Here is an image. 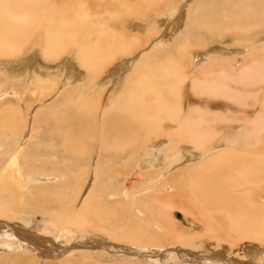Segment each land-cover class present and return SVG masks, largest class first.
Segmentation results:
<instances>
[{"label": "bare ground", "instance_id": "1", "mask_svg": "<svg viewBox=\"0 0 264 264\" xmlns=\"http://www.w3.org/2000/svg\"><path fill=\"white\" fill-rule=\"evenodd\" d=\"M42 1H44V0H0V55L1 56H7L8 54H11V53L13 54L14 52L15 53L20 52L19 49L22 46L26 45L25 43L30 42L29 37H31V34H30L31 30L33 33L35 32L34 30H36L35 36L37 33H38L37 34V36H38L40 32H43L42 35H44L43 38L45 41V42H43V44L44 43L45 44L43 46H41L40 54L42 56L46 57L45 58L46 60H49L52 58H57L59 61H61V60L63 61V56H64L65 52L69 51V55H71V56H68L67 58H65V60H66L65 63L60 65L56 72L44 70L43 68L38 66L39 62L35 58L30 57L27 60V62L24 63L23 71L21 73H23L25 76H27L28 83H31V82H29V80L31 79V77L35 76L33 73L37 74L38 76H35V77L38 78L37 79L38 81L35 82V85H37V89L41 93H44L45 95L48 94V92H49L48 90H50V84L53 81H56V80L59 81L58 78H62L63 80L66 78L65 82L68 81L67 83H70V82L75 83V86H77V84H79L80 86L77 87V90L75 91V93L73 95V96H76V98L79 97L76 101L77 104H75L74 102L71 103L75 109H78L77 108L78 106H80L81 108L84 107V105H83L84 100L83 101L80 100V96H82V94H80V93H82V92H80L81 89L85 88V90L88 91V90L97 88V89H102L101 92H103V93H107V94L109 93L108 95H110L111 98L109 101V107L106 109L109 111L105 110V112L102 113L101 110H99L102 114L99 115L98 119L96 120V123H94V122H93V124L91 123L92 126L94 124L98 125V123L101 126V132L98 133L99 134L98 140L99 139L100 140H99V142H97L98 146L100 145L98 151L101 154V156H99V157H101V159L104 158L103 155L107 156L109 161H111L112 159H115V157H118V155H117L118 153H116V152H119L120 150H122L124 152L125 151L124 148L126 147V145L127 144L129 145V142H133L135 140H136L137 146L133 150H137L139 152H142L141 150L143 148H146L147 146L152 145V142L154 140H157V139H159L161 141H163V140L168 141V143L170 145H172L170 147V149L174 152V154L168 156L162 150H160L161 148L156 149L155 151L150 153L149 158H148L149 160H147V161L143 160V163H141V164L137 163V165L135 167H133L134 169L132 172H140V170H142L144 168L145 170H147L152 175V177H156V178H159L160 180H162L161 185L164 186L163 188L169 190V187H170V190H171L170 196L173 199H170L169 203L162 200L161 197L165 193V192H162L163 191L162 189H160L159 190L160 192L157 194L154 192H153V194H151V192L153 191L152 187L155 185L156 182L153 183L154 185L152 187H150V189L152 190L150 192V194L152 195V198H149L151 195L147 194V193L142 194L141 196L139 195V197L136 198L137 199L136 201H138L141 206L140 205L136 206V202H134V199L136 196L135 197L132 196V198H130V199L128 198L129 200H128L127 208L130 209L131 211L133 209L136 212V214L133 215V213H134L133 212L132 218H130V220L127 218V220L130 221L127 224V231L124 234H120L118 236L122 237V239L124 238V239L128 240L130 243H134L133 246L135 248H137L138 250H140L141 252L143 251V254L146 257V261L151 259L149 262H151L152 264L153 263L170 264V263H168L169 262L168 260L170 258H172L174 261L172 264H230L228 262L229 256L226 257L227 255H229V253L227 254V252L226 253L223 252L225 254L224 255L223 253H219V251H217L218 253H214V256H210L211 255L210 253L213 252L211 250L212 252L205 251L204 253H206V254H204V255H197L196 251H201L203 248L205 250L206 241L209 239L211 242H212V240L216 241V243L219 246L223 245L225 242L229 243L228 246H230V248L233 247L232 245H234V242H241V241H245V240H248V242H257V243L264 244V193L258 194V191H257V190H260L258 188L262 187L261 184L264 183V150H263L264 147L261 148V146H264V140H263V143H261V140H260L261 134L264 131V129L262 130V122H263L262 120H264V117H262V115H264V105L261 108L262 110L253 109L254 113L251 111L253 113V115H248L249 111L246 112V110H245L246 107L248 106V105H246L247 102L244 103L238 99V96L240 95L239 90H241V89L243 90V87L245 89V88H248V86L249 87L251 86L250 85L251 83L249 82V79L247 77L249 72L248 73H246V72L251 70L254 61L252 60V62L249 64L248 63L247 64H241L239 67L241 69V71H239V72H241V74H239V75H237L236 73L232 74L229 72H225V71H228V69H225V71L223 69H221V73H222L221 81H222V83L220 81L219 82L222 84V86L226 90H231V89H233L232 87H234L236 90V91L233 90L235 92H228L230 95L227 98H225L226 101L228 102L227 105L229 106V108H233L234 110H236L235 114H236L237 118L233 115L234 112L231 116H229V114H227V116L230 117L231 125L236 124L235 123L236 121L239 122L240 125L244 124V122H246L244 129L241 128L242 129L241 130L240 128L237 127L238 129L236 130V129L232 128L228 131V134L225 135V134L221 133L223 131L218 130V128L211 129L210 128L211 126L209 127V124H208L211 121L204 118L205 116H203V115L198 116L197 119H195V118L192 119L191 116H193V114L191 115L190 113H192V112H190V110H189V109H191V106H189V109L187 110V112L184 111L185 113H183V110H182L183 108H181V104L184 101L183 99H182L181 103H180V101L178 104L174 103L175 95L177 94L180 87L182 86V83L184 82L183 80L185 78L184 74L182 73V68L180 66V64L183 65L184 63H182L181 61H178V63L174 67L169 66V68H171L170 70L168 68H166L168 66H162L161 64H159V67H160L159 69L157 68L153 72L146 70L144 72V74L139 76V71L137 69H134L133 66L132 67L130 66L131 60L127 59V58H122V59H120L121 61L119 60L120 61L119 65L118 66L114 65L115 68H113L112 71H109L108 75L106 74V76L109 78V80H103L104 82H102V84H100V86L95 87L94 86L95 81L101 77V76H99V73L98 74L96 73V71H99V72L102 71L97 66L98 65V59H100L105 54L104 53L105 50L109 47L105 46L106 48H105V50H103V52H101L102 49L99 50V48L98 49L95 48L94 50H89V47L85 46L86 44L84 43L83 36L81 35L80 32H82L83 30H86V29L90 30L89 32H91V30L100 31L99 29H97V26L101 25V23L100 22H97V23L93 22L92 20H94V19L88 20L86 18H83L82 20H80L78 18V17H86L87 14H91V12H92V11H90L91 8L88 10L84 9L82 12L81 10H78V9L76 10L75 6H73V5H69V6L63 5L62 8L59 9L60 11H56V10H53L54 8L52 9L50 7V4L46 5ZM118 1H120V0H118ZM112 2H115V1L112 0ZM125 2L127 3V1H125ZM119 3H121V2H119ZM214 4H215V2H214ZM51 5L53 6V4H51ZM122 5H123V3H122ZM205 5H207V4H205ZM182 6L184 8V5H182ZM182 6L178 7L180 12L182 10ZM130 8H131L130 10L132 11L133 10L132 7H130ZM197 12H199V11H197ZM197 12L195 11V14H194L196 17V20L190 21V23H193V25H191L190 28H192L195 24H197V26L201 24L202 21L199 22L200 19L197 17H202V18L203 17H210V19L207 20V23L205 22L204 26H203L206 30L209 31V33H210V31H212V32L220 31L221 28L223 27L222 21L228 22L232 27H234L235 29L240 30L246 34L250 30H253V29L259 30V29L264 28V0H230V1L229 0H223L214 6V8L211 10L210 14L209 13L206 15L203 14L204 15L203 16L201 14H196ZM56 13H58V14H56ZM159 13H160V10H159ZM133 15H131V17ZM160 15H161V13H160ZM194 15H193V17H194ZM213 18H214V20L212 21ZM120 22H122V21H120ZM109 25H111V24H109ZM133 25H135V24H133ZM173 28H175V27H173ZM232 30L233 29H231V31ZM136 31L143 32V28L141 27L140 29H138ZM164 31L166 33H163V35L161 36L162 40H164V39L166 40V38L170 37L167 35V34H169L168 30H164ZM89 32H87V34H86L87 37L92 35ZM263 32H264V30H263ZM102 34H104V33H102ZM37 36H36V38L34 37L35 41L37 39H39V38H37ZM40 36H41V34H40ZM158 36H157V38L159 39ZM237 36H239V35H237ZM255 36L256 37L254 38L255 39L254 40V47H256L258 44V46L262 45V47L264 49V44L261 43L259 40V37L263 39L264 35L259 36V37L257 35H255ZM109 37H111V35ZM135 38H137V37H135ZM41 39H42V37H41ZM100 39H101V37H100ZM113 39H114V45H115L116 40H118L119 38L115 37ZM120 39H121V37H120ZM155 39L151 40V42L149 44H145L143 47L141 46L138 48L139 50H138L137 55L134 58L131 57L133 62L137 61V59L139 60V58L142 55H145L146 51L149 50V51L153 52V50H154L153 48H155L158 44H160L162 42L161 39L160 40H155ZM85 40H87V39H85ZM131 40L132 39L130 36L127 40H125V39L120 40V42L117 43V45L120 47V44L123 41V45L121 44V46H124V47H126L127 45L130 46L129 43L131 42ZM138 41H136V42L138 43ZM53 42L57 43V46H54L52 44ZM255 42H257V44ZM137 43H135V44L137 45ZM151 43H156V46L152 47ZM242 43H244V41H242ZM248 44H249V42H248ZM111 45H113V44H111ZM115 46H114V50H111L112 52L113 51L117 52ZM15 47H16V51L14 50ZM72 49H76L75 52L77 53V56H79V58L81 60L79 62L82 64L83 67L85 65V67L87 69L86 75H88L87 77H89V80L88 81L86 80V83L87 84H88V82L92 83V85L91 84L88 85V88L86 85H85V87H83L84 86L83 83L85 84L84 80L86 79L83 76L84 74H79V75L74 74L73 66L71 64V58H72L73 53H75V52L72 53ZM109 49L106 51L109 52ZM117 50L124 52V51H122L123 49L119 50V48H118ZM135 50H137V49H135ZM111 51H110V54H112L111 58H115L113 56L114 52L111 53ZM121 52H117V53H121ZM108 54H105V56H108ZM17 55H19V54H17ZM116 55L117 54H115V56ZM77 56H75V57H77ZM107 58H110V57L108 56ZM196 59L197 58L194 57L189 62V65H191L190 68H191L192 74L190 75L189 73L188 74L186 73L187 77H188V75L192 76L191 77L192 78V81H191L192 86L190 85V87L195 92L194 96H196L197 94H200L202 92L208 91V90L210 91V89H208V88H207V90L205 89L206 85L208 83L210 84V86H213V87L220 85L219 82L216 83L215 81L207 79V77H208L207 75L210 74L209 69H211V65H212V64L210 65L208 61H207V63L209 65H207V63H205V64L202 63L204 65V67L201 66V68H203L201 70L203 77L207 76L206 78L204 77V79H203V80L207 81V84L201 83L203 81H202V79H199V77L201 78V74L198 71V68L200 66L197 67L194 64V61ZM198 60L199 59H197V62H198ZM201 61H202V59H201ZM203 61H204V59H203ZM260 61L262 63H260V67L258 68V71L257 70H252V71L255 73H259L260 79H262V81H263L264 80V62L262 60H260ZM103 62L108 63V61H106V60H102V63ZM211 62L214 63V60ZM216 63H217V61H216ZM141 64H143V62ZM219 64H221V63L219 62ZM234 65L236 66L237 64L235 63ZM184 66L186 68L185 64H184ZM230 67H229V69L231 70ZM137 76H139V77H137ZM123 77H124V79H123ZM238 79H240L241 81H243V79H244V82L240 83L238 81ZM117 80H119V81L124 80V81H121V82L118 81L117 82ZM206 81H204V82H206ZM109 83H110V85H107ZM104 84L107 86H104ZM119 84L121 85V87ZM64 85H67V84L64 83ZM118 85H119V87H118ZM61 86H62V84H61ZM79 87H81V88H79ZM163 87H165L166 89L163 90ZM89 88H91V89H89ZM110 89H112V90L110 91ZM255 89L252 90V92L255 91ZM211 90L213 92V89H211ZM46 91H48V92L46 93ZM250 91L251 90H249L248 92H250ZM234 94L237 97L236 100L230 97ZM189 95H190V93H189ZM61 96L64 99L63 95H61ZM162 96H166V101L164 100V98ZM252 97L255 98L253 100L255 101V104L257 105V101H259V99L256 97V95H254ZM178 98L179 97H177L176 99H178ZM63 99L62 100L60 99L61 103H58V105L56 103L57 106L55 108H58L61 105H63V103L65 101ZM95 101H97V100H95ZM67 102H65V104ZM259 103H258V105H260L262 102L260 104ZM67 104H69V103H67ZM100 104L101 103H99V104L97 103V106ZM192 104H194V103L192 102ZM262 104H264V103H262ZM195 105H197V104H195ZM250 105L252 106L254 104H250ZM184 106H185V104H184ZM186 107H185V109H186ZM248 107H250V106H248ZM254 107H256V106H254ZM241 108H242V111H241ZM198 109H200V108H198ZM207 110H209V109H207ZM244 110H245V112H244ZM46 111H48V109ZM54 111L57 112V109H55ZM54 111H51V112L53 113ZM68 111L69 112H67V113L65 112V114H63L61 117L54 119V125L53 126H56V127L53 128L52 130L49 129L48 135L51 138H54V137H57V134H58L60 144H62L61 146L62 147L64 146V147L68 148L69 150H73V148H76L73 146H76V145L72 146L70 144L71 142L78 141L79 143H81L82 141L80 142L79 140L81 138L83 139V136H86V138H87V136H89V137L92 136V133H94V130H91V128H93V127H91V125L89 127L88 118H87L88 124H85L84 122H82L86 125V128L81 129L80 128V126L82 125V124H80L81 123V117L83 118L85 115L81 116V114L75 110H68ZM102 111H103V108H102ZM238 111L243 112V113L237 115ZM209 113H212V112L209 111ZM58 114H57V116H58ZM227 116L224 118L219 117V120H225L227 118ZM39 117H38V119H39ZM92 119H91V121H92ZM217 119H218V115H217ZM242 119L244 120V122H242ZM168 121L170 122L169 124L166 123ZM218 121H217V123H218ZM165 123L167 125H165ZM7 124H9L8 120H7ZM222 124L227 125L226 122H223ZM85 125H84V127H85ZM214 126L216 127V124ZM217 126H218V124H217ZM12 127H15V126L12 125ZM239 127H241V126H239ZM87 129H89V130H87ZM166 129H168V131L165 134ZM44 137H45V133H44ZM23 138H24V136H23ZM41 139H39V140H41ZM240 139L242 141H244L247 149H252L253 152H255V153H253L251 150V152H252L251 153L247 149H245L247 152H245L244 154H245V156L247 154V160L245 159V156H244L245 160L242 159L241 155L243 156V154H241L240 149H239L240 151L235 150L239 146V144L237 142ZM26 140L28 141V138H26ZM46 140H49V139H46ZM208 140L212 141V144H211L212 148H208L209 151L202 152L201 155L203 156V158H201V159L200 158H194L193 157V155H195V154H193L194 153V147H197V148H200V147L205 148V146L208 147V145H207ZM138 141H140V143ZM79 143L76 142V144H78V145H79ZM36 144L34 145L33 150L31 148V150L34 151V153L39 152V154L35 153V155L37 154L36 156H43V155L51 156L52 155L50 150H49V152H46L47 151L46 150L47 148H46L45 149L46 151L44 150L45 152H43L44 147L42 149H40L39 148L40 146L38 147V146H36ZM48 144H50V143H48ZM82 145H81V148H82ZM184 145H188V146H184ZM17 148H18L17 150L20 149L19 145H17ZM37 148L39 150H37ZM49 148H52V146ZM78 148H79V146H78ZM84 148H83V150H84ZM165 149H167V148H165ZM258 149H259V151H258ZM28 150H30V149H28ZM81 150H79V151H81ZM167 150H165V151H167ZM201 150L202 149H200V151ZM98 151L96 152L97 154L95 153L97 156H98ZM106 151H108V152H106ZM143 151H144V149H143ZM256 151H258V152L256 153ZM72 152L73 151H71L70 153H72ZM109 152H111V154L113 156L112 155L110 156L109 154H107ZM137 153L138 152H135L134 154L137 155ZM31 154L33 155V153H31ZM64 154H67V153L65 152ZM85 154H86V152H85ZM141 154L140 155L138 154V155L142 156ZM143 154H145V152ZM13 155H15V154H13ZM69 155L70 154L68 153V156ZM135 155H132V157L139 159V160L142 159V157H137ZM78 156H79V154H78ZM109 156H110V158H109ZM16 158H17V156L15 157V159ZM47 158H49V157H47ZM15 159L10 160L8 166L6 167L8 169L7 170L4 169V171H3L4 173L10 172L11 177L13 179H15V177L17 178V165H14V164H16ZM85 160H87V159H85ZM105 161H106V158H105ZM82 162H84V160ZM111 162L113 163V161H111ZM114 162H115V160H114ZM139 162H141V161H139ZM222 163H223V165H221ZM61 166H60V168H61ZM66 167L68 168L67 165H66ZM85 167L83 169H85ZM79 168H81V166ZM86 170H84V171H86ZM95 172L97 175L98 171L96 170V168H95ZM4 173H1V175H0V197H2L1 193H4L8 190L6 188V186L4 185L5 183L3 184V180L6 179V177H4L5 175H3ZM37 173H40V172H37ZM42 173L43 172H41L39 174V176H35V174L33 176H28L27 179H28V181L30 180V181H34V182L44 181L45 179H50L52 181V177H49L51 174L47 173V171H45L44 175ZM62 173H63V171H62ZM141 173L145 174L144 172H141ZM57 174L58 173H56L55 175H57ZM61 175H59V176H61ZM76 177H78V176L76 175ZM156 178H155V180H156ZM131 179L132 178H128V180H126L124 183L123 190L125 192L129 191V188L127 187V185L128 184L130 185V183H132ZM16 180H17V184H19L20 180H18V179H16ZM9 181H11V180H9ZM55 181H56L55 179L52 182H50V181L45 182L44 181V182H41V183H43L42 185L41 184L39 185L40 191L41 190L42 191L47 190V191H49L48 193L51 194V198L49 199V202H55L57 205L60 206L59 209L57 208V209H53V210H47L45 212L48 215V217H46V218H48L47 220H49L52 223L51 225H56L59 227V229L65 227L71 233L73 231L71 229L72 226L80 229L84 226L92 225V220L94 218L91 220L90 214L89 215H87V214L91 211L90 208L92 207V206H90V203L93 202V201H91V197L94 196V199H96V195L95 194L93 195V193L90 192L89 197L87 199L83 200L80 204L79 208H81V214H77L76 212H73L70 209L76 203L77 197H79L78 196L79 192L77 194H74L75 196H73V194L70 196L67 195L66 190L68 188V185H67L68 182H66L67 181L66 177H63V179L61 178V182L60 181L55 182ZM144 182L145 181H143V183ZM7 183H11V182H7ZM158 183H159V180H158ZM183 183H187V189L189 190V192H187L188 190L185 191V193L183 192L185 190L184 187L182 186V185H184ZM18 187H19V185H18ZM104 187L106 188V186H104ZM160 187H162V186H160ZM262 188H264V187H262ZM262 191H263V189H262ZM166 192H169V191H166ZM127 195L125 197H127ZM100 200H102L103 202H100ZM72 202H74V204ZM130 204H131V206H130ZM52 205H54V204H52ZM118 205H119V203H118ZM45 207H46V205H45ZM115 207L110 206L106 202V200H104L103 197H100V196H98L97 200L94 202V208L96 210H98L97 212H98L99 217H101V215L106 210L109 213V218H111L113 221L117 222V221H120L119 218L112 213V212H115V213L117 212L116 209H113ZM67 209H69V210H67ZM185 209L188 210L187 212L192 213L193 218L190 219V221H191L190 223H192L193 220H198V221H202V222L204 221L203 227L205 229L198 230V228H197L196 232L192 233L190 231L188 232L186 229L181 227L179 225V221H177L175 219V217L173 216V212H175L177 210L185 211ZM20 210H22V209L20 208ZM41 210H43V209H41ZM189 216H191V215H189ZM102 217H104V216L102 215ZM188 217H186V218H188ZM177 218L181 219V214ZM100 219L102 220V218H100ZM222 219L224 221H222ZM5 223L7 224V225L6 224L5 225H6V227H8V229L6 230V232L4 231L5 228L3 229L2 232L4 233L5 237L3 235L0 238V244L3 242V245H5L6 247H10V245L8 244L7 241L11 240L12 243L14 244V246L21 244V245H25L27 249H29L31 246H34V249L36 248L34 241L28 239L27 236L24 237V234L21 235L19 232L13 233L11 231V229H13V226L11 227L10 226L11 224H9L6 221H5ZM120 223H122V222H117L118 225ZM5 225H3V227ZM65 225H67V226H65ZM9 226L11 229H9ZM173 229L175 231H173ZM11 232L13 233L14 237H13ZM29 232H31V231H29ZM114 234H113V238L115 237ZM22 236H23V238H22ZM57 236H55V237H57ZM40 238H42V237H40ZM44 238H42V239H44ZM25 239H26V241H24ZM61 239H63V238H61ZM58 240H60V239H58ZM54 241H56V240H54ZM201 243H202L201 247H199V248H198V246L196 247V245H200ZM169 244H175V245L179 244L180 246H177V245L176 246L175 245L174 246H168ZM39 245L41 246L40 243H39ZM25 246H24V248H25ZM189 246H191L192 248H189ZM206 246H207V248L209 247V245H206ZM84 247H87V246H83L82 248H84ZM102 247L104 248V250H107V248L105 247V244L102 245ZM186 247H188V248H186ZM68 248H66V249H68ZM127 248L129 249V247H127ZM55 249H58L60 251H64V250H61L62 247H59L57 245L55 246ZM84 249H86V248H84ZM149 249L151 250V251H149L151 255L144 253L145 251H147ZM165 249L168 250L167 253H165V252L164 253H160V252L155 253L156 251H162L163 252ZM232 249L233 248H231L230 250H232ZM260 249H262V248H260ZM38 250H40L41 253H46V252L48 253L49 252V251H44V249H41V247ZM138 250H136V251H138ZM204 250H202V251H204ZM85 251H87V250H85ZM130 251H128V252H130ZM13 252H12V254H13ZM132 252H133V250H132ZM141 252H137V253L141 254ZM26 253L30 254L28 252H26ZM249 263L253 264V262H251V261H249ZM76 264H78V263H76Z\"/></svg>", "mask_w": 264, "mask_h": 264}, {"label": "rangeland", "instance_id": "2", "mask_svg": "<svg viewBox=\"0 0 264 264\" xmlns=\"http://www.w3.org/2000/svg\"><path fill=\"white\" fill-rule=\"evenodd\" d=\"M113 1H115V2H112V0H44V1H42L46 5L50 4V7L52 9L54 8L53 10H56V11H60L59 9L62 8L63 5L64 6L73 5V6H75L76 10L78 9V10H81L82 12L84 9L88 10L91 8L90 9V11H92L91 14H87L86 17H78V18L80 20H82L83 18H86L88 20L94 19V20H92L93 22H95V23L100 22L101 23V25L97 26V29H99L100 31L91 30V32H89L90 30L86 29V30H83L82 32H80L81 35L83 36L84 43L86 44V45L85 44L84 45L86 47H89V50H94L95 48L96 49L99 48V50L102 49L101 52H103V50H105V48L107 46L109 48L110 47L112 48V49L107 48L106 50L109 49V52L106 50L104 52L105 54L109 53L108 56L110 58H107L108 56H105V54H104L100 59H98V65L97 66L102 71H100V72L96 71V73L97 74L99 73V76H101V77L95 81V83H94L95 87L100 86V84H102V82H104L103 80H109V78L106 76V74L108 75L109 71H112V69L115 68V66H118L120 61H121L120 59H122V58H127V59L131 60L130 66L131 67L133 66L134 69H137L139 71V76L144 74V72L146 70L153 72L157 68L159 69L160 68L159 64H161L162 66H168L166 68H168L170 70L171 68H169V66L174 67L178 63V61H181L182 63H184L186 65V68H185L184 64L181 65L179 63L181 68H182V73L184 74V77H185L183 80L185 83L184 82L182 83V86L180 87L179 91L175 95L174 103L178 104L179 101L181 103L182 99H183L184 101L181 104V108H183L182 109L183 113L187 112V110L189 109V106H191V109H189V110H190V112H192L190 114L191 115L193 114V116H194L193 117L190 115L192 117V119L193 118L197 119L198 116L203 115V116H205L204 118H206L212 122V123L211 122L208 123L209 127L211 126L210 127L211 129L218 128V130L223 131L221 133L227 135L228 131L232 128L236 129V130L238 128L244 129L246 122H244V120L242 119V122H244V124L240 125V123L236 121L235 122L236 124L231 125L229 116H231L234 112L233 115L237 118V116L235 114L236 110H234L233 108H229V106L227 105L228 102L226 101L225 98H227L230 95L228 92H235L236 90L234 87H232L233 89H231V90H226L222 86V84H221L222 83V81H221V79H222L221 69H223L224 71H225V69H228V71H225V72H229L232 74L236 73L237 75H239V74H241V72H239V71H241V69L239 68L240 65L241 64H247V63L249 64L253 60L254 63H253L251 70L246 72V73L249 72L247 77L249 79V82L251 83L250 84L251 86L250 87L248 86V88H245V89L243 87L244 91L242 89H241L242 91L239 90L240 95L238 96V99L244 103L247 102L246 105L250 106V107L247 106L245 109L246 112L249 111L248 115H253V113H254L253 109L262 110L261 108L264 105V104H262V103H264V101H263L264 100V98H263L264 97V80L262 81V79H260L259 73H255L252 70L258 71V68L260 67V63H262L260 60H262L264 62V49H263L262 45L258 46L257 42H255L257 44V46L254 47V40H255L254 38L256 37L255 35H257L258 37L263 36L264 35L263 34L264 28L259 29V30L253 29V30H250L249 32H247V34H246L240 30L235 29L228 22L222 21L223 27L221 28L220 31H218V32L210 31V33H209V31L206 30L203 26H204L205 22L207 23V20H209L210 17H203V18L197 17L200 19L199 22L202 21L201 24L198 26H197V24H195L192 28H190L191 25H193V23H190V21L196 20V17L194 15L195 11L196 12L199 11L196 14H201V15H203V14L206 15L208 13L210 14L211 10L214 8V6L223 0H219V1L218 0H215V1L214 0H187V1L186 0H183V1L182 0H155V1L154 0H146V1L145 0H120V1L113 0ZM125 1H127V3ZM119 2H121V3H119ZM214 2H215V4H214ZM122 3H123V5H122ZM51 4H53L54 7ZM205 4H207V5H205ZM182 5H184V8ZM129 6L132 7V9H133L132 11L130 10L131 8ZM179 6L180 7L182 6L181 12L178 8ZM159 10H160L161 15L159 13ZM56 14H58V13H56ZM130 14L131 15L134 14V15L131 17ZM193 15H194V17H193ZM118 19L122 22H120ZM213 20H214V18L212 19V21ZM109 24H111L112 26ZM133 24H135V25H133ZM141 27L143 28V32L136 31V30L140 29ZM173 27H175V28H173ZM163 29L168 30L169 34H167V35L170 36V37H168L169 39L168 38H166V40L161 39V36L163 35V33H166ZM231 29H233L234 31L233 30L231 31ZM34 31H35L34 33L32 32V30L30 32L31 37H29V40L31 43L30 42L25 43L26 45L22 46L19 49L20 52H17V53L14 52L13 54L11 53L12 55L8 54L7 56H1L0 55V126H1L0 127V175H1V173H4L3 172L4 169H6V170L8 169L6 167L8 166L10 160L15 159V157L17 156V158L15 159L16 164H14V165H17V178L15 177V179H13L11 177L10 172H8V173L6 172L3 174V175H5L4 177H6V179L3 180V184L5 183L4 185L6 186V188L8 190L4 193H1L2 197H0V238L4 235V233L2 232L3 229L5 228L4 229L5 232L8 229V227H6V225H7L5 223V221H6L9 224H11L10 225L11 227L13 226V229H11L9 226V229H11V231L13 233L19 232L21 235L24 234V237L27 236L28 239L34 241L36 248L34 249V246H31L29 249H27L25 245H21V244L14 246V244L12 243L11 240L7 241L8 244L10 245V247H6L5 245H3V242H2L0 244V246H1L0 247V264H76V263H78V264H152L151 262H149L151 259L146 261V257L144 256L143 251L141 252L140 250H138L137 248H135L133 246L134 243H130L128 240H126L124 238L122 239V237H119L118 235L124 234L127 231V224L130 222L127 220V218L130 220V218H132V213L134 212L133 215L136 214V212L133 209L131 211L130 209L127 208L128 200L130 198H132V196L133 197L136 196L134 199V202H136V206L140 205L139 202L136 201L137 200L136 198L139 197V195L141 196L142 194H146V193L150 194V192L152 191L150 189V187H152L154 185L153 183L156 182L155 185L152 187L153 191L151 192V194H153V192L157 194L160 192L159 190L162 189L163 190L162 192H165L161 197L162 200L169 203L170 199H173L170 196V192H171L170 187H169V190L163 188L164 186L161 185L162 180H160L159 178H156V177H152V175L147 170H145L144 168L142 170H140V172H132L134 169L133 167H135L137 165V163L141 164V163H143V160H146V161L149 160L148 158H149L150 153H152L156 149L161 148L160 150H162L168 156L174 154V152L170 149V147L172 145H170L168 143V141H165V140L161 141V140L157 139V140H154L152 142V145H149L146 148H143L144 151H143V149L142 150L140 149L142 152H139L137 150H133L137 146L136 140H135L133 142H129V145L127 144L126 147L124 148V150L126 152L128 151L127 153L125 151H124L125 152L124 153L122 150H120V151L118 150L119 152H116V153H118L117 154L118 157H115V159L111 160V161H113V163L111 161H109L108 157L105 155H103L104 158L101 159V157H99V156H101V154L98 151L100 145L98 146V143H97L100 140V139L98 140V138H99L98 133L101 132V126L99 123H98V125L94 124L95 126L94 125L92 126V124H93V122L96 123V120L98 119L99 115L104 113L105 110L109 107V101L111 98L110 95H108L109 93L108 94L103 93V92H101L102 89H97V88L96 89L89 88L91 90H88V91H86L85 88L81 89L80 92H82V93H80V94H82V96H80V100H82V101L84 100V102H83L84 107L81 108L80 106H78L77 107L78 109H75L71 103L74 102L75 104H77L76 101L79 97L76 98V96H73V95H74L75 91L77 90V87L80 86L79 84H77V86H75V83H71V82L67 83L68 81L65 82V80H66L65 77H64L65 78L64 80L62 78H58L59 81L56 80L50 84V90H48L49 92L46 91V93L48 92V94L45 95L44 93H41L37 89V85H35V82L38 81L37 80L38 78L35 77V76H38L37 74L33 73L35 76L31 77V79L29 80V82H31V83H28L27 76H25L21 72L23 71L24 63L27 62V60L30 57L35 58L39 62L38 66H40L44 70L56 72L58 70L59 66L62 65L63 63H65V61H66L65 58H67L68 56H71V55H69V51H67V52H65V54L63 56V61L62 60L59 61L57 58H52V59L46 60L45 59L46 57H44L40 54L41 46H43L45 44V43L43 44V42H45L44 38H43L44 35H42L43 32H40L38 36H37L38 33L36 34L37 38H39V39H37L35 41L36 30H34ZM87 32H89L92 35L87 37L86 36ZM102 33H104V34H102ZM40 34H41V36H40ZM110 35H111V37H109ZM133 35L137 38H135ZM237 35H239V36H237ZM130 36L132 39L131 42L129 43L130 46H128V45L126 47L121 46V44L123 45V41L120 44V47L117 45V43H119L120 40H123V39L127 40ZM157 36L159 37V39L157 38ZM41 37H42V39H41ZM100 37H101V39H100ZM115 37H118L119 39L121 37L120 40L119 39L116 40V43H115L116 46L114 45V39H113ZM152 38L153 39L156 38L155 40L161 39L162 42L160 44H158L157 46H156V43H151L152 47L156 46L155 48H153L154 49L153 52L148 50L145 52V55H142L139 58V60L137 59V61L133 62L131 57L134 58L137 55L138 50H139L138 48L141 46L143 47L145 44H149L151 42V40H153ZM85 39H87V40H85ZM259 40L261 43L264 44V38L262 39L259 37ZM136 41H138V43ZM242 41H244V43H242ZM248 42H249V44H248ZM135 43H137V45ZM52 44L54 46H57V43L53 42ZM111 44H113L115 46L117 52H121V51L117 50L118 48H119V50L123 49L122 51H124V52L117 53V52L113 51L114 52L113 56L115 58H111L112 54H110V51L114 50V46ZM134 48L137 50H135ZM14 50L16 51V47ZM75 51H76V49H72V53ZM113 52L111 51V53H113ZM17 54H19V55H17ZM115 54H117L116 55L117 57L115 56ZM75 56H77L76 52L73 53L72 58H71V64L73 66L74 74H77V75L84 74L83 76L86 79L84 78L85 84L83 83V85H84L83 87H85V85H86L88 88V85L89 84L92 85V83H89V82H88V84L86 83V80L87 81L89 80V77H87L88 75H86L87 69H86L85 65L83 67L82 64L79 62V61H81L79 56H77V57H75ZM194 57L199 59L198 62L196 59L194 61V64L197 67L200 66L198 68V71L201 74V78L199 77V79H202V81H203L201 83L207 84V81L203 80L204 77L206 78L207 76H208L207 79L215 81L216 83H218L219 81L221 82V83L219 82L220 85L214 86L215 88L213 86H210V84L208 83L206 85L205 89L207 90V88H208V89H210V91L208 90L209 92L208 91L202 92L200 94H197L196 96H194L195 92L190 87V85L192 83L191 82L192 76H190V75L192 74V72H191V68H190L191 65H189V62ZM201 59H202V61H201ZM203 59H204V61H203ZM102 60H106V61H108V63L107 62L102 63ZM213 60H214V63L211 62ZM207 61L209 62L210 65L212 64L211 69H209L210 74L203 77V75L201 73V70L203 68H201V66L204 67L203 64L207 63ZM216 61H217V63H216ZM142 62H143V64H141ZM219 62L221 64H219ZM235 63L237 64L236 66L234 65ZM209 64L207 63V65H209ZM229 67L231 68V70L229 69ZM186 73L187 74L189 73L190 75H188V77H187ZM139 76H137V77H139ZM123 79H124V77H123ZM244 79H243V81L238 79V81L240 83H242V82H244ZM118 81L119 80H117V82ZM121 81H124V80H120L119 82H121ZM204 81H206V82H204ZM64 83H66L67 85H64ZM61 84H62V86H61ZM107 85H110V83ZM107 85L104 84V86H107ZM119 85H118V87H119ZM120 87H121V85H120ZM79 88H81V87H79ZM164 89H166V88L163 87V90ZM211 89H213V92ZM254 89H255V91L252 92V90H254ZM111 90L112 89H110V91ZM233 90H235V91H233ZM249 90H251V91L248 92ZM189 93H190V95H189ZM61 95H63L64 99L62 98ZM254 95H256V97L259 99V101H257V105L255 104V101L253 100L255 98L252 97ZM162 97L166 101V96H162ZM177 97H179V98L176 99ZM230 97L235 99V100L237 99L235 94L230 96ZM60 99L65 100L63 105L58 107L59 109L55 108L58 105V103H61ZM95 100H97V101H95ZM65 102H67L69 104H67V103L65 104ZM192 102L194 104H192ZM259 102L260 103L262 102V103L260 104ZM56 103H57V105H56ZM97 103L98 104L101 103V104L97 106ZM183 103L185 104V106ZM258 103L260 105H258ZM195 104H197L198 106ZM250 104H254V105L251 106ZM254 106H256V107H254ZM185 107H186V109H185ZM197 107L200 109H198ZM102 108H103V111H102ZM47 109H48V111H46ZM55 109H57V112L54 111ZM207 109H209V110H207ZM68 110H75V111L79 112L81 114V116L85 115L83 118L81 117V123L80 124H82V125L81 126L79 125L81 129L86 128L85 124H88V122H87V118H88L89 127L91 125V127H93V128H91V130H94V133H92V136H90V137L87 136V138H86V136H83V139L81 138L79 140L80 142L82 141L81 143H79L78 141L71 142L70 144L72 146L76 145V146H73V147H76V148H73V150H69L68 148H66L64 146L63 147L61 146L62 144H60L58 134H57L58 138L54 137L55 139L51 138L48 135L49 129L52 130L53 128L56 127V126H53L54 125V119L61 117L63 114H65V112L66 113L69 112ZM99 110H101L102 113ZM245 110H244V112H245ZM51 111H54V112L52 113ZM106 111H109V110H106ZM209 111L212 113H209ZM241 111H242V108H241ZM241 113H243V112L238 111L237 115H239ZM57 114H58V116H57ZM227 114H229V116H227ZM217 115H218V119H217ZM226 116H227V118L225 120H219V117L224 118ZM38 117H39V119H38ZM262 117H264V115H262ZM91 119H92V121H91ZM7 120L9 121V124H7ZM217 121H218V123H217ZM262 121H263L262 122V130H263L264 129V127H263L264 126V120H262ZM82 122H84L85 124ZM223 122H226L227 125L222 124ZM166 123L169 124L170 122L168 121ZM166 123H165V125H167ZM215 124H216V127L214 126ZM217 124H218V126H217ZM12 125H14L15 127H12ZM84 125H85V127H84ZM239 126H241V127H239ZM89 129H87V130H89ZM167 131H168V129L165 130V134L167 133ZM44 133H45V137H44ZM263 135H264V131L261 134V138H260L261 143H263V140H264ZM23 136H24V138H23ZM26 138H28V141L26 140ZM39 139H41V140H39ZM46 139H49V140H46ZM208 141H207L208 147H206V146H205V148L194 147V153H193V154H195V155H193L194 158H200V159L203 158V156L201 155L202 152L209 151L208 148H212V145H211L212 141H210V140H208ZM47 142L50 144H48ZM76 142L79 143V145L76 144ZM138 142L140 143V141H138ZM237 143L239 144V146L235 150L236 151L241 150V154H243V156L241 155L242 159L247 160V154H246V156L244 154L245 152H247L245 150V149H247L246 144L241 139ZM35 144L38 147L40 146L39 147L40 149H42L44 147L43 152H45L46 150H47L46 152H49V150H50L52 155L51 156L43 155L44 157L43 156H36L37 154H39V152H35V153H37L35 155L34 151H32ZM17 145H19V147H20L19 150H17L18 149ZM81 145H82V148H81ZM48 146L49 147L52 146V148H49ZM78 146H79V148H78ZM184 146H188V145H184ZM263 147L264 146H261V148H263ZM31 148H32V150H31ZM83 148H84V150H83ZM165 148H167L168 150ZM28 149H30V150H28ZM164 149L167 151H165ZM200 149H202L203 151L202 150L200 151ZM37 150H39V149L37 148ZM79 150H81V151H79ZM247 150L249 152H251L252 149H247ZM71 151H73V152L70 153ZM97 151H98V156L96 155ZM258 151H259V149H258ZM258 151H256V153ZM65 152L67 154H64ZM85 152H86V154H85ZM106 152H108V151H106ZM135 152H138L137 155L134 154ZM144 152H145V154H143ZM252 152H253V150H252ZM31 153H33V155ZM68 153L70 154L69 156H68ZM253 153H255V152H253ZM13 154H15V155H13ZM78 154H79V156H78ZM107 154H109L110 156L112 155L111 152H109ZM138 154L139 155L141 154L142 156H139ZM132 155H135L137 157H142V159L141 160L136 159V158L132 157ZM110 156H109V158H110ZM244 156H245V159H244ZM47 157H49V158H47ZM105 158H106L107 162L105 161ZM85 159H87V160H85ZM83 160H84V162H82ZM114 160H115V162H114ZM138 160L141 162H139ZM66 165L68 166V168L66 167ZM221 165H223V163ZM60 166H61V168H60ZM80 166H81V168H79ZM84 167H85V169H83ZM95 168L98 171L97 175L95 172ZM84 170H86V171H84ZM45 171H47V173L51 174L49 177H52V181H54V179H55L56 180L55 182H59V181L61 182V178L63 179V177H66V179H67L66 182H68V184H67L68 188L66 190L67 195L70 196L73 194V196H75L74 194H77L79 192L78 193L79 197H77L76 203L74 204V202H72L74 204V206L71 207V209H70L71 211L76 212L77 214H81V208H79L80 204L83 200H85L89 197V193L92 192L93 195L94 194L96 195V199H94V196L91 197V201H93V202L90 203V206H92V207L90 208L91 211L87 214V215L90 214L91 220L94 218L92 220V225H90V226L87 225V226H84L80 229L72 226L71 227V229L73 230L72 233L68 229H66L65 227L59 229L58 226L51 225L52 223L49 220H47L48 218H46V217H48V215L45 212L47 210H53V209H57V208L59 209L60 206L57 205L55 202H49V199L51 198V194H49L48 193L49 191H47V190H43V191L41 190L40 191L39 185L40 184L42 185L43 183H41V182H44V181L45 182H48V181L52 182V181L50 179H45L44 181L34 182V181H30V180L28 181V179H27L28 176H33L34 174H35V176H39V174L41 172H43L42 174L44 175ZM62 171H63V173H62ZM37 172H40V173H37ZM141 172H144L145 174H143ZM56 173H58L59 175H61V174L62 175L61 176H59L58 174L55 175ZM76 175L78 177H76ZM128 178H132L131 179L132 183H130V185L129 184L127 185V187L129 188V191L125 192L123 190V186H124L125 181L128 180ZM155 178H156V180H155ZM16 179L20 180L19 184H17ZM9 180H11V181H9ZM158 180H159V183H158ZM143 181H145V182L143 183ZM7 182H11V183H7ZM183 184L184 185H182V186L185 189L183 192L185 193V191L188 190L187 189V183H183ZM18 185H19V187H18ZM104 186H106V188ZM160 186H162V187H160ZM261 186L264 187V183H262ZM262 187L258 188V189H260V190H257L258 194L264 193L263 192L264 188H262ZM262 189H263V191H262ZM166 191H169V192H166ZM187 192H189V190ZM125 194L126 195L128 194L127 197H125L126 196ZM98 196L103 197V199L106 200V202L110 206H114V207L116 206L113 209H116L117 212L116 213L112 212V213L119 218L120 221H117V222H122V223H120L118 225L117 222H115L111 218H109V213L106 210L102 214L104 217H102V215H101V217L98 216V212H97L98 210H96L94 208V202L97 200ZM149 198H152V195ZM100 202H103V201L100 200ZM118 203L120 206L118 205ZM52 204H54V205H52ZM45 205L48 209L45 207ZM130 206H131V204H130ZM20 208L22 210H20ZM41 209H43V210H41ZM67 210H69V209H67ZM187 211L188 210H186V209H185V211H181V210L175 211V212H178L179 215L181 214V219L175 217L174 212H173V216L175 217V219L177 221H179V225L181 227H183L184 229H186L188 232L190 231L192 233L196 232L197 228H198V230L205 229L203 227L204 221L202 222V221H198V220H193L194 223L193 222L190 223L191 222L190 219H192L193 217H192V213L187 212ZM189 215H191V216H189ZM186 217H188V218H186ZM100 218H102V220ZM222 221H224V220L222 219ZM3 225H5V226L3 227ZM65 226H67V225H65ZM28 230L31 232H29ZM173 231H175V230L173 229ZM13 233H12V235H13ZM113 234L115 236L114 238H113ZM55 236H57V237H55ZM4 237H5V235H4ZM13 237H14V235H13ZM40 237H42V238L45 237V238L42 239ZM22 238H23V236H22ZM61 238H63V239H61ZM58 239H60V240H58ZM54 240H56V241H54ZM24 241H26V239ZM39 243L41 244V246L39 245ZM54 243L57 246L62 247L61 250H64V251H60L58 249H55L56 245ZM104 244H105V247L107 248V250H104V248L102 247V245H104ZM174 245L175 244H169L168 246H174ZM176 245L180 246L179 244H176ZM206 245H209L210 248L208 247L209 248L208 249ZM206 245H205V250H204V248L203 249L201 248L204 251H202V250L196 251L197 255H204V254H206V253H204L205 251H208V252L213 251L212 253H210L211 254L210 256H214V253H218L217 251H219V253H223V252L226 253L227 252V254L229 253V255H227L226 257H228V256L230 257V258L228 257V260H229L228 262L230 264L231 263L232 264L233 263L234 264H250L249 261L253 262V264H264V260H263L264 259V244H261V243L248 242V240L241 241V242H234V245H232L233 247H231V248H233L232 250H230L231 248H230V246H228L229 243H226V242L223 245L219 246L216 243V241L212 240V242H211L209 239L206 241ZM24 246H25V248H24ZM83 246H87V247H84L86 249L82 248ZM197 246H198V248L201 247L202 243L200 245H196V247ZM40 247H41V249H44V251H49V252L48 253L47 252L41 253L40 250H38ZM127 247H129V249L131 251ZM66 248H68V249H66ZM186 248H188V247H186ZM189 248H192V247L189 246ZM260 248H262V249H260ZM85 250H87V251H85ZM132 250L134 253L132 252ZM136 250H138V251H136ZM166 250L167 249H165L163 252L162 251H156L155 253H157V252L167 253L168 250L167 251ZM128 251H130V252H128ZM149 251H151V250L149 249V250L145 251L144 253L151 255ZM12 252H13V254H12ZM26 252H28L30 254H27ZM137 252H141V254H138ZM168 261L167 262L170 264H172L174 262L172 258H170ZM153 264H157V263H153ZM158 264H160V263H158Z\"/></svg>", "mask_w": 264, "mask_h": 264}, {"label": "water", "instance_id": "3", "mask_svg": "<svg viewBox=\"0 0 264 264\" xmlns=\"http://www.w3.org/2000/svg\"><path fill=\"white\" fill-rule=\"evenodd\" d=\"M174 216H175V217H179L178 212H174Z\"/></svg>", "mask_w": 264, "mask_h": 264}]
</instances>
